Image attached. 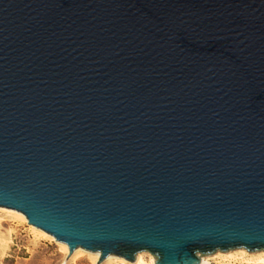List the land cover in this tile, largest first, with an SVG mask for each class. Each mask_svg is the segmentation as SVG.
Masks as SVG:
<instances>
[{
  "label": "water",
  "instance_id": "obj_1",
  "mask_svg": "<svg viewBox=\"0 0 264 264\" xmlns=\"http://www.w3.org/2000/svg\"><path fill=\"white\" fill-rule=\"evenodd\" d=\"M0 206L97 263L264 251V0H0Z\"/></svg>",
  "mask_w": 264,
  "mask_h": 264
},
{
  "label": "rangeland",
  "instance_id": "obj_2",
  "mask_svg": "<svg viewBox=\"0 0 264 264\" xmlns=\"http://www.w3.org/2000/svg\"><path fill=\"white\" fill-rule=\"evenodd\" d=\"M255 251V250H254ZM67 254L55 240L35 237L30 226L23 220L0 216V264H96L86 256L74 261L66 259ZM218 258H210L217 264ZM146 264H152L145 255ZM101 263V262H100ZM99 263V264H100Z\"/></svg>",
  "mask_w": 264,
  "mask_h": 264
},
{
  "label": "bare ground",
  "instance_id": "obj_3",
  "mask_svg": "<svg viewBox=\"0 0 264 264\" xmlns=\"http://www.w3.org/2000/svg\"><path fill=\"white\" fill-rule=\"evenodd\" d=\"M2 215L25 221L32 229L35 237L41 236L43 238L55 240L58 243L60 249H62L63 252L67 254L66 256L67 260L74 261L81 256H86L92 262H96L98 260L99 251L87 250L81 246L76 247L68 255V247L65 242L54 239L53 235H51L50 233L28 223L25 215L18 210L0 206V216ZM145 255H148L149 261L152 264H155V257L148 251L137 252L135 254V259L133 261H128L122 256L116 254H109L103 259V261L100 264H146ZM210 258H218V260L216 261L217 264H264V251L262 249L255 251H248L243 247L229 249L226 251L217 250L211 254H205V255L199 254L198 264H211V262L209 261Z\"/></svg>",
  "mask_w": 264,
  "mask_h": 264
}]
</instances>
